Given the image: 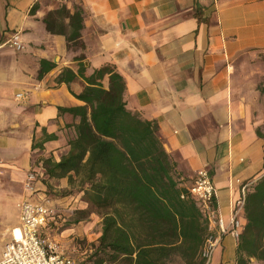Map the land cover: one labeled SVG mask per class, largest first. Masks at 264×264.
<instances>
[{
  "label": "crops",
  "instance_id": "1",
  "mask_svg": "<svg viewBox=\"0 0 264 264\" xmlns=\"http://www.w3.org/2000/svg\"><path fill=\"white\" fill-rule=\"evenodd\" d=\"M15 35L21 51L8 45ZM0 46V261L26 201L63 214L49 235L75 260V241L93 238V215H76L89 208L83 193L68 177L50 179L44 165L69 152L80 121L59 109L86 105L76 98L81 81L60 83L65 69L91 76L113 66L128 109L158 125L183 186L209 172L225 226L264 177V0H0ZM42 61L54 68L39 79ZM32 171L40 174L34 193L26 190ZM240 220L245 227L244 210ZM239 248L224 236L209 264H238Z\"/></svg>",
  "mask_w": 264,
  "mask_h": 264
},
{
  "label": "trees",
  "instance_id": "2",
  "mask_svg": "<svg viewBox=\"0 0 264 264\" xmlns=\"http://www.w3.org/2000/svg\"><path fill=\"white\" fill-rule=\"evenodd\" d=\"M82 23L83 12L77 10L71 17L76 33ZM53 68L42 61L39 79ZM76 71L65 69L59 81L67 85L81 81L84 92L76 98L86 105L59 109L80 121L72 125L69 152L60 162L48 159L44 165L50 179L68 177L83 193L89 208L76 215L96 214L102 219L96 249L100 264L119 260L168 264L173 257L184 264H205L207 221L176 173L158 125L128 109L126 82L113 66L91 76L81 66ZM244 214L247 224L238 264H251V259L264 264V177L247 193Z\"/></svg>",
  "mask_w": 264,
  "mask_h": 264
},
{
  "label": "built area",
  "instance_id": "3",
  "mask_svg": "<svg viewBox=\"0 0 264 264\" xmlns=\"http://www.w3.org/2000/svg\"><path fill=\"white\" fill-rule=\"evenodd\" d=\"M8 45L17 51L24 48L18 35H15ZM17 97L24 98L22 94ZM39 179L40 174L30 172L26 190L34 193L35 184ZM189 193L198 202L207 221V236L202 248V257L206 261L205 264H209L224 236L230 234L240 242L244 230L240 213L244 210L245 198L238 203L231 225L227 227L216 209V188L207 170L197 173ZM19 208L20 228L14 231L12 240L5 245L0 264H81L65 253L61 242L49 235L60 231L65 223V218L59 210L29 201L21 203Z\"/></svg>",
  "mask_w": 264,
  "mask_h": 264
},
{
  "label": "rangeland",
  "instance_id": "4",
  "mask_svg": "<svg viewBox=\"0 0 264 264\" xmlns=\"http://www.w3.org/2000/svg\"><path fill=\"white\" fill-rule=\"evenodd\" d=\"M78 190V188H76ZM93 215V227H92V234L93 238L91 241H88L87 238L84 240H77L74 243V247L77 248V252L75 253L77 256H82L80 258L81 264H100L101 258L96 256V249L99 246V238L102 235V219L96 214H88L83 213L77 218L82 219H89L90 216ZM64 248H68V246L63 245ZM72 249V247H71ZM104 264H128L124 260H119L115 263H111L109 261H104ZM168 264H184L179 257H173Z\"/></svg>",
  "mask_w": 264,
  "mask_h": 264
}]
</instances>
